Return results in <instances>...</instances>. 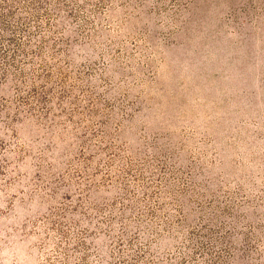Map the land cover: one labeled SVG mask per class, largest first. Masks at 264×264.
I'll list each match as a JSON object with an SVG mask.
<instances>
[{"label":"rangeland","instance_id":"1","mask_svg":"<svg viewBox=\"0 0 264 264\" xmlns=\"http://www.w3.org/2000/svg\"><path fill=\"white\" fill-rule=\"evenodd\" d=\"M0 264H264V0H0Z\"/></svg>","mask_w":264,"mask_h":264}]
</instances>
